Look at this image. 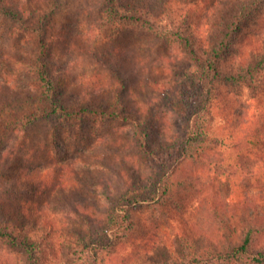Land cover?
<instances>
[{"label":"trees","instance_id":"16d2710c","mask_svg":"<svg viewBox=\"0 0 264 264\" xmlns=\"http://www.w3.org/2000/svg\"><path fill=\"white\" fill-rule=\"evenodd\" d=\"M64 1L0 0V136L5 139L0 167L5 169L14 164L21 157L20 152H26L19 162L24 181L13 183L9 190L1 188L2 197L7 192L28 193L34 198L48 196L40 203L35 202L39 212L50 211L44 217V228L39 227V219L35 224L36 230L46 235L52 232L61 238L58 246L51 245L56 253L49 264H150L149 243L133 250L136 253L132 260L122 254L123 244L149 242L148 237L138 235L144 223L135 222L133 213L157 204H179L174 192L185 182L204 185L215 180L219 181V190L216 201L208 208L216 222L213 220V228L203 233L200 248L189 258L171 254L168 259H153V264H264V244L256 245V238L264 235V206L261 209L253 206L249 199L253 195H247L240 209L230 208L229 197L221 195L224 187L234 185L244 174L247 178L243 182L249 187L247 181L255 169H264V123L258 124L253 114L244 122V128L230 130L222 137L216 135L212 145L208 137V117L220 84H246L250 88L247 106L242 105L241 111L238 108L243 115L259 97L256 88L264 80V53L256 51L251 60L242 58L239 67L223 70L220 64L241 41V31L255 11L264 6V0L240 1L218 24V30L211 28L206 44L201 47L189 24L187 8L192 2L188 0H78L83 7L81 22H89L90 39L106 42L111 33L122 38L124 27L128 26L136 37L144 34L170 42L171 47L177 46L186 54V64H190L175 78L153 77L141 91L129 85L120 68L105 64L118 83L109 91L111 99L106 101L97 97V89L87 95L79 94L80 97L68 95L67 86L51 74L53 15ZM171 50L170 54L174 49ZM97 52L92 53L100 61ZM169 58L162 56L159 64H167ZM164 71L166 74L167 70ZM149 90L153 92L151 97L146 94ZM240 98L235 102H241ZM166 99L171 106L180 108L179 117L186 124H180L181 118L162 123L156 120L158 104ZM99 116L120 120L121 137L104 140L97 135V140L86 147L76 144L75 157L88 153L102 166L81 169L74 161H67L57 164L61 168L58 178L56 167L44 169L45 173L38 175L37 180L26 178L42 168H36L30 159L35 148L41 152L39 144H28L30 128L41 121H50L53 141L60 134L63 140L78 139L89 133L83 121ZM75 124L82 127L76 129ZM173 125L177 127L173 129ZM92 137L94 132L90 140ZM19 145L24 149H19ZM50 152L47 148L48 156ZM187 161L202 167L203 172H188L186 179L177 177L178 168ZM26 171L29 172L25 174ZM83 171L88 176H83ZM217 175L227 181L221 184L222 180L215 178ZM73 180L81 182L79 190L76 186L72 188ZM92 183L102 188L101 192L97 193ZM255 197L264 201V191L259 190ZM54 201L63 204L60 210L52 206ZM25 207L19 211L24 222L18 228L8 214L0 212V241L17 254L9 264H42L41 243L30 234L31 230L25 231L29 215ZM239 215H243L244 224L234 227ZM237 232L241 234L235 239ZM21 253L26 256L24 261L17 258Z\"/></svg>","mask_w":264,"mask_h":264},{"label":"rangeland","instance_id":"374dc122","mask_svg":"<svg viewBox=\"0 0 264 264\" xmlns=\"http://www.w3.org/2000/svg\"><path fill=\"white\" fill-rule=\"evenodd\" d=\"M188 1L192 2V5L187 8L189 12V24H191L195 36L198 39V44L201 47L203 44H206L207 36L211 28L218 30V24L222 23L224 19L227 18L226 14H228L233 7L237 8V5L242 0ZM82 15L83 7L82 4L78 3V0H65L62 7L53 15L54 42L49 68L56 80L60 82V84L67 86L69 89L68 95L80 97L79 94H82V96L87 95V93L97 89L96 94L98 95L97 97H100L99 99L105 101L110 100L111 96H109V94L118 83L115 75L108 72L107 64L120 68L123 74H125V78L129 85L134 88H139L136 90L140 91L147 88L146 84L149 80H153V77L157 79H164L167 76L175 78L190 65L186 64L184 60L186 54H184L180 48H177L176 45V48L171 47L170 42H164L163 40L155 37L151 38L144 34L137 35L138 38L134 36V33H132L128 26L124 27L125 34L121 36L122 38L113 36L111 33L106 42L100 39L94 40V37L90 39L91 36L88 35L87 31V28H90L89 22H81L83 18ZM240 38L241 41L234 46L232 53L224 58L222 64H220L223 70L233 66L239 67L241 65L239 61L244 57H249V60L253 59L252 55H255L256 51L264 53V6L255 11L253 19L251 18L247 26L241 31ZM146 39L147 41L142 43V41L144 42ZM138 40H141V42ZM172 48L174 51L170 54ZM95 50L98 51L97 54L100 61H98L99 59H96L92 53ZM202 53L203 51H201V54ZM165 55L170 56L166 61L167 64H159L160 58ZM164 69L167 70L166 74H164ZM262 75L264 78V71ZM256 89L258 90L259 97L256 101L250 102L252 105H250L248 110L246 109L243 115L239 111H241L242 105L247 106L246 102L251 95L250 88L246 84L240 86L220 84V86H218L216 98L213 101V106L208 117L210 119L208 125L210 145H212L211 140L216 135L219 134L222 137L224 134H228L230 130H236V128L239 127L244 128V122L248 119L249 115L253 116L254 114V120L258 121V124L262 125L264 123L263 79L258 83ZM146 94L151 97L153 92L149 90ZM239 97H241V102L236 103L235 100L239 99ZM136 99H139L138 96ZM135 104L137 103H133L132 105L135 106ZM238 108H240L239 111ZM179 109L171 106L168 99L162 100L158 104V110L154 114V117L157 115L158 117L156 120L159 122L161 121V123L166 120L174 122L175 118L180 121L179 118H181L180 124H186V121H184L182 117H179ZM83 122L84 127L87 128L86 132L89 133L87 136L78 139L71 138L63 140L60 134V136H56L53 141L50 136L52 128L50 121H41L30 128L28 133L29 146L39 144L41 148L40 153L37 152L38 148H35L34 151L30 153L32 157L30 159L36 168L39 166L42 168H38L34 173L26 175V178L28 176V178L37 180L36 178L38 175H43L45 170H50L52 167H56L55 176L58 178L61 174V168L57 167V164L62 165L67 161H74L76 166L81 169L82 167H96L101 165L99 161H94L95 157L88 153L84 155V157L76 158L75 153L78 151L75 146L76 144H80L81 147H86L89 143L91 144L97 140V135L101 136V139L104 140H107V138L111 140L120 138L119 131L121 129L118 128L120 120L99 116L95 118H86ZM74 126L76 129L82 127L80 124H75ZM176 127V125H173V129ZM128 128L129 127H127L126 130ZM93 132L95 137H92V140H90ZM4 143L5 139L0 136V151L3 149ZM21 143H23V141H21ZM207 144L208 143H206V145ZM21 146L22 145H19L18 148L24 149V147ZM47 148L51 151L49 153L50 156L46 154ZM219 150H221V148H219ZM228 150H230V148ZM20 153L21 157L17 158L14 164L7 165L5 169L0 167V171L2 172H0V212L2 211L4 214H8L13 220V224L18 228V226H21L24 222L19 211L21 209L23 210V207L26 205L25 208H28L27 211L29 215L25 231L31 230L30 234L34 235L36 240L41 243L42 248L39 251L41 263L49 264L53 261V255L56 253L51 245L55 243L58 246L61 242V238L52 232L46 235L43 231L36 230L37 225L35 224L39 219V227L44 228V217L47 213L49 214L50 211L47 210V213L43 211L39 212V207L35 202L40 203L48 196L45 195L34 198L32 194L28 193L18 194L17 192H7L2 197L1 188L9 190V186L12 187L11 185L13 183L15 185L18 183L22 184L24 181L22 179L23 173L19 172V162L24 158L26 152L24 154H22V152ZM113 155H111L112 160ZM115 158L114 155V159ZM253 160L255 161L256 159L253 158ZM228 161H230V158H228ZM46 163L48 164L47 167H45ZM252 164L255 165V162ZM142 165L143 163L141 166ZM106 170L107 173L109 172L110 175L112 174L109 168H106ZM28 172L29 171H26L25 174ZM188 172L201 173L203 172V168L195 163L187 161L178 168L176 175L179 178L186 179ZM254 172L255 173L249 177V181H247L249 187L244 184L245 181L243 182V180L247 178L245 174L243 176L241 175L242 177H239L234 185L226 188L224 187V191L221 195L223 197L226 196L227 199L229 197L227 201L228 204L231 205L230 208L236 207L240 209L239 207L245 204L247 195H253L249 197V199L252 200L253 206H258L259 209L263 208L264 201L255 197V194H257L259 190L264 191V169H255ZM81 173L83 176H88L86 171ZM215 178H220L222 180L221 184L223 181H227L224 176L221 177L217 175ZM218 182V180H215L213 184L204 185L202 183L190 184V182H185L177 188L179 190H175L174 192L175 195H178L176 198L180 200L179 204H157L134 212V221L138 224L144 223L143 226L139 227L138 235L148 237L149 242L143 243L142 240H140L136 241V243L129 242L128 245L123 244V248L119 246L123 250L122 254L125 255L127 259L132 260L135 258L133 255L136 253L133 250H139L145 247L147 243H149V248L151 250L149 254L151 258L150 264H153V259H168L171 254L175 257L180 256L181 258H189V256L195 254V251L200 248L202 243L201 239L204 236L203 233L207 232L209 228H213V225H211L213 220V222H216V218L212 215L208 207L216 201L214 198L219 190ZM72 183V188H74V186L77 188V186L81 184L79 180H73ZM92 184L93 187L97 189V193L101 192L102 188H99L95 183ZM77 189L79 190V188ZM54 205L58 207L56 209L62 208L63 206L62 203V206L59 205L58 201L56 203L54 201L52 206L54 207ZM51 212H54L53 208H51ZM17 217L22 219L17 220ZM235 221L234 227H239L244 224L243 215H239ZM240 234L241 232L235 233L234 238H238ZM262 244H264V235H260L256 238V245L260 246ZM15 256H17V254L13 250H10L4 241H0V264H9ZM17 258L24 261L26 256L21 253Z\"/></svg>","mask_w":264,"mask_h":264}]
</instances>
